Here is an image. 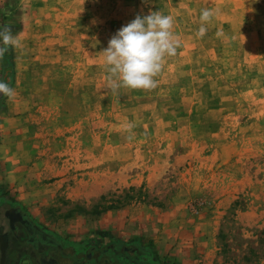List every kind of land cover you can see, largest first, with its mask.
Listing matches in <instances>:
<instances>
[{
    "label": "rangeland",
    "instance_id": "rangeland-1",
    "mask_svg": "<svg viewBox=\"0 0 264 264\" xmlns=\"http://www.w3.org/2000/svg\"><path fill=\"white\" fill-rule=\"evenodd\" d=\"M19 206L76 264H176L164 242L264 264V0H0V211Z\"/></svg>",
    "mask_w": 264,
    "mask_h": 264
},
{
    "label": "crops",
    "instance_id": "crops-1",
    "mask_svg": "<svg viewBox=\"0 0 264 264\" xmlns=\"http://www.w3.org/2000/svg\"><path fill=\"white\" fill-rule=\"evenodd\" d=\"M22 205L27 206V203H22ZM3 212L5 213L6 209L1 210L0 214ZM16 212L22 213L28 217V213L22 208V206L16 207ZM28 219H30V217H28ZM29 223L33 226V233L25 234L24 232L20 244L16 242L12 243V246L7 239V249L2 260L0 255V264H76L75 259L72 260L71 256H76L78 252H82V248L78 250L74 245H71V241L65 240V243H63L64 241H62L58 235L45 229L41 224H38L35 221ZM175 225L176 224L171 223L169 227L172 228ZM174 229H176V227H174ZM161 233L167 234L165 231L163 232V230ZM165 240L167 241V239ZM79 244L81 245L83 243ZM151 244L152 246L150 247L152 249L159 248L158 252L163 254L167 260L175 261L176 264H188V243L164 242ZM55 250L61 253L62 257H60V259L53 255ZM112 262L119 264L118 258H111V263ZM83 264H85V262Z\"/></svg>",
    "mask_w": 264,
    "mask_h": 264
},
{
    "label": "flooded vegetation",
    "instance_id": "flooded-vegetation-1",
    "mask_svg": "<svg viewBox=\"0 0 264 264\" xmlns=\"http://www.w3.org/2000/svg\"><path fill=\"white\" fill-rule=\"evenodd\" d=\"M13 218V229L14 231L11 230L10 228V224L8 219L5 217L4 212L0 214V217H2L3 221L5 224L2 225V235H5L6 238L9 240V244L12 246V243H16V241H22L23 239V234L25 232V234H32L33 233V226L31 223L32 222L30 219H28V217H26L24 214L22 213H13L12 215ZM20 217L21 221L25 222L24 224H22L20 221L17 222V217ZM14 232V233H13ZM29 240V239H28ZM27 241V240H25ZM46 242V240H45ZM56 251V250H55ZM54 251V252H55ZM52 252V251H50Z\"/></svg>",
    "mask_w": 264,
    "mask_h": 264
},
{
    "label": "trees",
    "instance_id": "trees-1",
    "mask_svg": "<svg viewBox=\"0 0 264 264\" xmlns=\"http://www.w3.org/2000/svg\"><path fill=\"white\" fill-rule=\"evenodd\" d=\"M8 49V48H7ZM12 58V55H10V59ZM1 60H2V62L4 63L5 62V59H4V57H1ZM12 60V59H11ZM11 68H12V63H11ZM10 68V69H11ZM151 245V243H148L147 244V246L149 247ZM148 247H146V249H148ZM130 249H132V250H135V251H137V253L136 254H142L143 252H142V247L139 245V244H136L135 243V245H132L131 247H129ZM128 248V249H129ZM124 249H125V247H124ZM123 251H126V250H123ZM128 262L129 263H132V264H154V261H152V259H150L149 261H143V259H140V257L139 256H137V255H134V256H132V257H130L129 259H128ZM162 264H170L168 261H163L162 262Z\"/></svg>",
    "mask_w": 264,
    "mask_h": 264
},
{
    "label": "water",
    "instance_id": "water-1",
    "mask_svg": "<svg viewBox=\"0 0 264 264\" xmlns=\"http://www.w3.org/2000/svg\"><path fill=\"white\" fill-rule=\"evenodd\" d=\"M16 213L14 210H8L4 213L5 217L8 219L9 224H10V228L12 231H14V227H13V218H12V214ZM21 222L22 224H24L25 222L21 221L20 217H17V222ZM26 224V223H25ZM27 225V224H26ZM2 230V228H1ZM15 232V231H14ZM13 232V233H14ZM18 244H20V241H16ZM7 238L5 235H0V255H1V260L3 259L4 255H5V251L7 249ZM19 247V246H18ZM13 248V247H12Z\"/></svg>",
    "mask_w": 264,
    "mask_h": 264
}]
</instances>
